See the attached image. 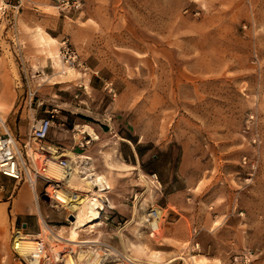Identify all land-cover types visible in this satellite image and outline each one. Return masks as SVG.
Returning <instances> with one entry per match:
<instances>
[{"label": "rangeland", "instance_id": "rangeland-1", "mask_svg": "<svg viewBox=\"0 0 264 264\" xmlns=\"http://www.w3.org/2000/svg\"><path fill=\"white\" fill-rule=\"evenodd\" d=\"M6 72L14 108L25 107L13 133L26 139L31 116L58 108L53 142L87 141L73 150L109 182V220L77 230L80 239L97 236L143 264H264V0H85L70 11L0 0ZM151 207L162 210L153 233L143 220ZM0 264L26 263L12 249Z\"/></svg>", "mask_w": 264, "mask_h": 264}, {"label": "built area", "instance_id": "built-area-1", "mask_svg": "<svg viewBox=\"0 0 264 264\" xmlns=\"http://www.w3.org/2000/svg\"><path fill=\"white\" fill-rule=\"evenodd\" d=\"M84 2L85 0H50L51 5L59 11L80 9L83 7ZM62 58L73 66L81 63L77 52L67 46H63ZM58 112V108H52L46 110L45 115L35 119L30 126L27 138L24 140H21L12 132L5 118L0 113V174L15 181H26L36 198V189L39 184L42 187L41 192L48 197V204L55 209L65 211L62 221L70 226L76 221L77 209L71 210L65 198L72 197L74 201H78L82 194L87 193L79 188L70 187V182H73L75 178L87 176V173L94 169L89 164V155L74 150H70L72 154H68L66 148L48 139V133L55 124ZM33 143L37 145L34 146ZM86 143L87 141L80 143L82 149L85 148ZM51 165L62 172V177H57L52 173ZM152 175L156 178L155 173ZM105 187L97 183L92 185L93 191H90L99 194L97 196L99 204L94 205V208L99 212L98 220L96 221L98 223L97 226L103 223L106 224L109 220V213L114 207L107 195L110 187L108 184H105ZM61 195L65 198H62ZM138 198L139 192H135L131 198L133 207H135V202ZM161 213L162 210L158 207H151L150 210L145 212L143 220L150 232L153 233L159 228V221L156 227H152L150 219L157 216L161 218ZM70 215L73 216L72 219H69ZM41 223L43 230L47 231L48 234L46 235L40 227L39 232L31 238L34 248L27 255L20 251L25 234L19 233V235L13 236L12 249L18 258L26 264H34V261H36V264H143L130 253L118 251L110 243L100 240L97 236L82 238V242L73 244L81 248L79 249L80 251L72 246H63L60 249L51 247V249H48L46 238H51L56 243L68 242L54 236L53 231H55L57 225L50 224L44 219ZM120 226L121 223L117 222L116 227L119 228ZM93 228L88 227L87 229L92 231L91 229ZM198 245L199 243L195 242L193 247L197 248ZM70 258L73 259L72 262Z\"/></svg>", "mask_w": 264, "mask_h": 264}, {"label": "crops", "instance_id": "crops-1", "mask_svg": "<svg viewBox=\"0 0 264 264\" xmlns=\"http://www.w3.org/2000/svg\"><path fill=\"white\" fill-rule=\"evenodd\" d=\"M2 1L6 2L9 0ZM11 18L14 19V27H11L12 34L14 36H18L19 27L16 14H14ZM15 39L16 41H20L18 37ZM15 44L16 43L13 44V47H15ZM10 82L11 77L7 72L4 74L0 73V102L3 105V113L8 126L12 132L16 133L21 128L20 122L21 117L25 115V107L20 110H18V107L14 108L16 94H14V91L12 92ZM28 93H31L30 88L28 89ZM35 119L37 118L31 116L30 126ZM59 136L60 133L56 134L54 130L50 129L48 133L49 140L53 141L55 137L59 138ZM63 147L69 151L73 150L71 148L81 150L80 144L76 145L75 143L73 145L64 144ZM15 183L12 178L0 174V259L12 252L11 247L13 236L16 234L19 235L18 231H14L15 229L22 230L28 235H34L39 232L41 222L45 217L50 218L49 220L54 223L61 222L63 217L62 214L60 217L52 215L53 211L48 209L47 205L39 199L37 189L36 198L31 187L25 185L24 183L16 186L14 185ZM37 186L40 185L38 184Z\"/></svg>", "mask_w": 264, "mask_h": 264}, {"label": "bare ground", "instance_id": "bare-ground-1", "mask_svg": "<svg viewBox=\"0 0 264 264\" xmlns=\"http://www.w3.org/2000/svg\"><path fill=\"white\" fill-rule=\"evenodd\" d=\"M69 71L72 70L70 68H67ZM66 74V73H65ZM85 126V125H84ZM78 130L81 132H88V134L92 135V139L97 138V133L94 132L93 128L90 126H85L86 129H80V126H77ZM76 128V129H77ZM68 154H72L69 150H66ZM112 163V162H111ZM52 167V173L57 176V177H62V172L58 170L57 168ZM83 182L86 183V188H83L84 192H87L86 194H82L81 198H78V201H74V198H65L64 196L61 195L62 198H65V201L68 202L70 209H77L76 212V221L73 223V225L68 227V235L63 234L64 227H60V229H56V231H53V234L55 237H58L62 239L65 242L71 243V244H79L82 242V240L79 238L80 236V231L85 230L86 227H94V225H97L98 223L96 222L98 220L99 212L96 208H94V205L99 204V199L97 196L99 194H95V192H90L93 191L92 185L94 184H100L103 185L104 188L105 184H108L109 182L106 177L101 175L100 173H97L96 171L90 170V172L87 173V176L81 177L80 178ZM70 187H73L75 189H78V187L73 183L70 182ZM76 186V187H75ZM110 187V186H109ZM96 195V196H94ZM101 195V194H100ZM160 220V217L152 218L150 219V224L152 227H156L158 225V221ZM43 227V226H42ZM67 229V228H66ZM77 230H80L77 232ZM77 233V234H76ZM17 236V235H15ZM74 236V238H72ZM24 241L21 246V253L24 255H27L29 252H31L34 248V243L31 237L28 236V234L25 235ZM71 262L73 261L72 258H70ZM36 264V261L33 262ZM74 264V263H73ZM89 264V263H88ZM94 264V263H90Z\"/></svg>", "mask_w": 264, "mask_h": 264}, {"label": "water", "instance_id": "water-1", "mask_svg": "<svg viewBox=\"0 0 264 264\" xmlns=\"http://www.w3.org/2000/svg\"><path fill=\"white\" fill-rule=\"evenodd\" d=\"M72 218H73V216L70 215V216H69V219H72Z\"/></svg>", "mask_w": 264, "mask_h": 264}]
</instances>
